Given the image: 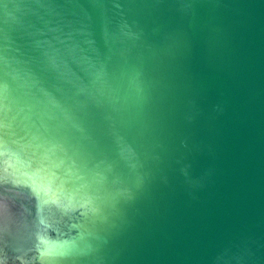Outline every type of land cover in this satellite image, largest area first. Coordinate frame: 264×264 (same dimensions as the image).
Here are the masks:
<instances>
[{"label": "water", "instance_id": "95a60500", "mask_svg": "<svg viewBox=\"0 0 264 264\" xmlns=\"http://www.w3.org/2000/svg\"><path fill=\"white\" fill-rule=\"evenodd\" d=\"M0 264H264V0H0Z\"/></svg>", "mask_w": 264, "mask_h": 264}]
</instances>
